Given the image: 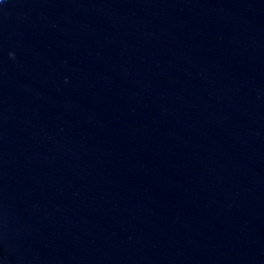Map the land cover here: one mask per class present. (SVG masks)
I'll return each mask as SVG.
<instances>
[{
    "label": "water",
    "instance_id": "water-1",
    "mask_svg": "<svg viewBox=\"0 0 264 264\" xmlns=\"http://www.w3.org/2000/svg\"><path fill=\"white\" fill-rule=\"evenodd\" d=\"M0 264H264V0H2Z\"/></svg>",
    "mask_w": 264,
    "mask_h": 264
},
{
    "label": "clouds",
    "instance_id": "clouds-1",
    "mask_svg": "<svg viewBox=\"0 0 264 264\" xmlns=\"http://www.w3.org/2000/svg\"><path fill=\"white\" fill-rule=\"evenodd\" d=\"M0 2H2V0H0Z\"/></svg>",
    "mask_w": 264,
    "mask_h": 264
}]
</instances>
